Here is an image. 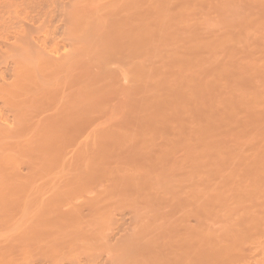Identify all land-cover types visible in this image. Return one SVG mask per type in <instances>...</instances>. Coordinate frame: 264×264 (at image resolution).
Here are the masks:
<instances>
[{
  "label": "rangeland",
  "instance_id": "obj_1",
  "mask_svg": "<svg viewBox=\"0 0 264 264\" xmlns=\"http://www.w3.org/2000/svg\"><path fill=\"white\" fill-rule=\"evenodd\" d=\"M25 1L0 0V264H264V0H72L55 57Z\"/></svg>",
  "mask_w": 264,
  "mask_h": 264
},
{
  "label": "bare ground",
  "instance_id": "obj_2",
  "mask_svg": "<svg viewBox=\"0 0 264 264\" xmlns=\"http://www.w3.org/2000/svg\"><path fill=\"white\" fill-rule=\"evenodd\" d=\"M14 1H16V0H14ZM20 1V3L21 4H30V5H32V3H27L25 0H22V2H21V0H19ZM23 1L25 2V3H23ZM34 1V0H33ZM36 1V0H35ZM40 1H42V7H44V9H45V7H46V10L45 11H43V14H41L42 13V7L39 5V4H41V2ZM40 1H38L37 2V4H38V6H36V4H35V2H34V6L38 9L39 7V11H38V14L40 15L41 14V17L40 16H38L39 18L38 19H34L36 22L37 21H39L38 22V24H39V27H37L38 28V30L39 29H41L42 28V31L44 30V33H46V34H44L43 35V33L41 32V34H42V37L43 36H45V40L43 39V41H42V39H40L39 37H37L36 39H40L42 42H43V46H45V49L48 51V52H50V54L52 53V54H54L53 56L55 57L57 54L58 55H60V54H62V53H60L61 51H62V48L65 46V44H64V40L62 39L61 40V35H62V33H61V29H63V24L61 25V23H60V17L62 16V17H65V13H67V12H65V11H67L68 9V7H69V3L71 2V3H73V1L72 0H40ZM31 2H32V0H31ZM75 2H76V0H75ZM78 2V1H77ZM2 3V2H1ZM0 3V4H1ZM70 3V4H71ZM81 3V2H80ZM8 4H9V2H8ZM3 4H1L0 6H1V8H5V3H4V5L2 6ZM30 5H29V7L28 8H30ZM73 5V4H72ZM74 5H78V6H80L81 4H74ZM73 5V6H74ZM24 6H26V5H24ZM34 6H32L31 8L33 9L34 8ZM78 6H77V8H78ZM75 7V6H74ZM0 8V9H1ZM11 8V7H10ZM30 8V9H31ZM35 8V9H36ZM64 8V9H63ZM70 8V7H69ZM43 9V10H44ZM61 9H63L64 10V13L62 12L63 10H61ZM71 10H72V8H70ZM74 9V8H73ZM3 10V9H2ZM61 10V11H60ZM16 12H17V14L21 11V9H18V11H17V7H16V10H15ZM29 11V10H28ZM27 11V13L29 14L30 12H31V14H32V11H30V12H28ZM73 11V10H72ZM2 12V11H1ZM9 12V11H8ZM12 12V10L10 11V13ZM21 12H23V11H21ZM26 12V10L24 9V12H23V15H24V13ZM34 12V11H33ZM68 12H70V11H68ZM73 12H75V11H73ZM3 13V12H2ZM1 13V14H2ZM9 13V14H10ZM35 13V12H34ZM8 14V15H9ZM74 14V13H73ZM4 15H6L5 13H3L1 16H0V19L3 21V22H5V21H7L6 20V18L4 17ZM34 15V14H33ZM64 15V16H63ZM69 15V14H68ZM72 15V14H71ZM10 16V15H9ZM19 16V15H18ZM18 16H17V19H18ZM25 17H28L27 19V21H28V24H30L31 22H30V18H29V16H25ZM24 17V18H25ZM61 17V18H62ZM71 17L72 16H70V21H71ZM23 18V19H24ZM9 19H11V18H9ZM14 19V18H13ZM16 19V18H15ZM16 19V20H17ZM63 19V18H62ZM0 20V21H1ZM19 20H20V18H19ZM34 20L32 21V23L34 22ZM65 21V20H64ZM23 22V21H22ZM30 22V23H29ZM41 22V23H40ZM61 22H63V20L61 21ZM66 22H68V21H66ZM65 22V23H66ZM24 23V22H23ZM23 23H21L20 22V24L22 25V27H23V25L25 24H23ZM27 24V23H26ZM66 24H68V23H66ZM17 25V24H16ZM32 24H30L29 25V27H31V30H33V31H27V28H29L28 27V25H26V27H25V29L24 30H26L27 31V34H28V32H29V34H30V36H31V33L32 32H34V34H35V32H38L39 33V31H36L35 29H33V28H35V26H36V24L34 25V26H31ZM19 27V26H18ZM7 28V27H6ZM9 28V27H8ZM8 28L6 29V30H8ZM24 28V27H23ZM30 29V28H29ZM21 30H23V29H21ZM47 30V31H46ZM26 31H24L25 33H26ZM15 32V31H14ZM19 33V32H18ZM21 33H23V31L21 32ZM38 33H36V34H38ZM15 34V33H14ZM14 34H12V35H14ZM24 34V33H23ZM26 34V35H27ZM29 34H28V37H30L29 36ZM33 33H32V36L34 37L35 35H34ZM19 35V34H18ZM17 35V39H19V37H23L24 35H22V36H18ZM40 35V33L38 34V36ZM30 37V38H33V37ZM37 36V35H36ZM35 36V37H36ZM41 36V35H40ZM59 36H61V37H59ZM27 37V36H26ZM35 37L33 38V40H36L35 39ZM41 37V38H42ZM63 37H64V34H63ZM4 38H6V37H4ZM25 38H23V40H21V41H25V42H27L28 43V40H29V38H27V39H25ZM38 39V40H39ZM9 40V39H8ZM13 40V39H12ZM11 40V41H12ZM20 40V39H19ZM32 40V39H31ZM40 41V44L42 43ZM61 41H63V42H61ZM7 42V41H6ZM17 42V41H16ZM22 42V43H23ZM30 42V41H29ZM4 43V42H3ZM34 43V42H33ZM14 44H16V43H14ZM13 44V45H14ZM30 44V43H29ZM37 44H38V42H37ZM36 44V45H37ZM1 45V44H0ZM21 45V44H20ZM31 46H32V44H30ZM35 44H34V46H36ZM16 46V45H15ZM14 46V47H15ZM18 46V45H17ZM16 46V47H17ZM24 46V45H23ZM28 46V45H27ZM40 46V45H39ZM38 45H37V47H39ZM42 45L40 46L41 47V50L43 49V50H45L44 48H42L43 47ZM8 47V46H7ZM11 47V46H10ZM19 47V46H18ZM18 47H17V49H18ZM34 48H36V47H34ZM13 49V48H12ZM16 49V50H17ZM38 50H40L39 48H37ZM15 50V49H14ZM19 50V49H18ZM42 50V51H43ZM46 50H45V52H46ZM10 51H12V50H10ZM22 51H24V49H22ZM3 52V51H2ZM15 52V51H14ZM14 52H12V53H14ZM19 52H20V50H19ZM18 52V53H19ZM41 52V51H40ZM47 52V53H48ZM16 53V52H15ZM9 54V53H8ZM50 54L48 55L49 57H50ZM52 58V57H51ZM1 69V68H0ZM3 73V72H2ZM5 80V78H4V75H0V81H4ZM4 91H5V89L3 90V93H4ZM9 90L7 89L6 90V92H8ZM2 97V96H1ZM0 100H2V99H0ZM1 107V106H0ZM4 107V106H3ZM5 108V107H4ZM2 109L3 108H1V110H0V112L2 111ZM5 110V109H4ZM8 111V110H7ZM5 113V111H3V112H1V114H0V118H2L1 116L3 115ZM9 113V112H8ZM4 115H6V114H4ZM3 115V116H4ZM6 118V120H7V116L5 117ZM4 118V119H5ZM9 120V119H8Z\"/></svg>",
  "mask_w": 264,
  "mask_h": 264
}]
</instances>
